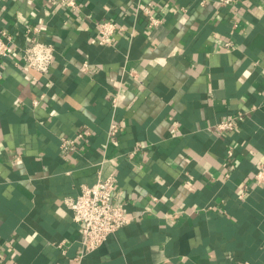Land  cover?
Segmentation results:
<instances>
[{
  "label": "crops",
  "instance_id": "0c3cea01",
  "mask_svg": "<svg viewBox=\"0 0 264 264\" xmlns=\"http://www.w3.org/2000/svg\"><path fill=\"white\" fill-rule=\"evenodd\" d=\"M77 1L0 0V264H264V0ZM34 36L46 74L20 61ZM110 175L131 221L78 258L66 199Z\"/></svg>",
  "mask_w": 264,
  "mask_h": 264
},
{
  "label": "built area",
  "instance_id": "2783aa9c",
  "mask_svg": "<svg viewBox=\"0 0 264 264\" xmlns=\"http://www.w3.org/2000/svg\"><path fill=\"white\" fill-rule=\"evenodd\" d=\"M223 4L233 0H220ZM52 3H62L71 8H78L77 0H51ZM143 9L150 14L148 18L149 27L157 26L162 20L151 14L150 5L144 6ZM117 29L113 21H101L97 26V38L100 43L109 41ZM40 26L28 28V32L39 33ZM35 34V35H36ZM10 34L6 30H0V64L3 58L9 56ZM21 63L29 70H34L42 74L49 72L55 61V46L52 43L42 41L36 36L28 39V43L22 49L20 57ZM88 67L84 63V69ZM1 78V72H0ZM37 103V101H35ZM238 118L234 115L228 116L218 124L221 131L234 129ZM118 132V124L113 122L110 128V134L115 135ZM89 130L79 131L75 136H64L61 141V153L66 155L67 152L75 148L78 139L84 138L89 134ZM232 151L229 150V153ZM255 180L258 184L264 183V162L258 164L255 171ZM117 179L114 175L100 178L94 184H84L80 193L73 198H67L66 204L72 210L73 219L78 223L81 229V253L78 258L97 249L103 244L108 237L117 229L127 225L131 221L130 215L125 211L123 206L116 205L113 201Z\"/></svg>",
  "mask_w": 264,
  "mask_h": 264
}]
</instances>
